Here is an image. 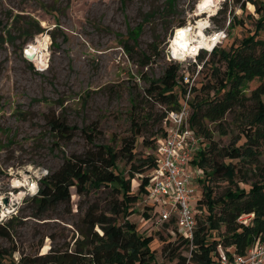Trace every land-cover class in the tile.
I'll return each instance as SVG.
<instances>
[{"label": "rangeland", "instance_id": "obj_1", "mask_svg": "<svg viewBox=\"0 0 264 264\" xmlns=\"http://www.w3.org/2000/svg\"><path fill=\"white\" fill-rule=\"evenodd\" d=\"M202 2L175 0L170 7L168 0H0V225L8 226L11 234L10 239L0 236V264H20L22 258L75 250L78 243L87 248L91 236L83 218L89 207L95 205L112 216L108 201L113 186L90 191L88 187L83 196L72 187L70 202L44 210L34 197L42 178L59 170L66 158L89 149L84 130L97 128L96 144L120 149V140L133 133L135 102L140 119L152 117L141 123L137 160L154 156V147L145 141L151 142L164 127L155 120L165 109L159 104L152 106L146 89L171 64L167 52L176 30L189 24L206 26L209 34L226 30L227 39L218 47L225 52L242 47L255 34L256 40H264V28L257 31L261 18L256 11L264 0H252L256 5L246 0H214L208 11L213 16L215 10L216 15L210 21L209 15L201 16ZM244 2L245 9L241 8ZM155 45H159L156 56ZM33 49L35 58L30 55ZM144 55L151 58L147 67L142 65ZM203 55L202 62L188 60L183 64L185 70L188 67L190 85L197 90L189 96L190 105L196 95L200 99L213 97L214 91L203 88L216 85L226 71L220 53L216 57ZM259 85V80L247 83L245 95L249 97ZM189 111L191 115L192 106ZM51 113L77 128L71 141H60L53 133L47 124ZM233 116L228 115L223 123L227 135L221 134L218 125L208 123L220 148L229 147L239 132ZM200 138L194 164L188 167L193 177L190 188L198 199L206 186L214 187V195L221 196L231 186L225 181L204 182L205 173L210 171L198 166L207 145ZM226 162L236 164L239 160L230 155ZM130 168L119 158L117 172L129 178ZM141 179L136 175L133 180L134 193H138ZM240 187L248 186L241 183ZM145 200L146 196H141L127 220L142 234L155 238L152 249L157 264H177L169 261L171 253L164 254L163 248L166 241L174 248L181 244L178 229L173 226L167 230L155 218L148 222ZM149 204L153 202L149 200ZM196 208L199 221H204L209 208L199 203ZM94 231L102 233L98 226ZM224 232L222 227L212 238ZM190 250L183 247L177 253L190 258Z\"/></svg>", "mask_w": 264, "mask_h": 264}, {"label": "trees", "instance_id": "obj_2", "mask_svg": "<svg viewBox=\"0 0 264 264\" xmlns=\"http://www.w3.org/2000/svg\"><path fill=\"white\" fill-rule=\"evenodd\" d=\"M174 1L168 0V6H174ZM240 2L241 0H237V3ZM245 7L244 2L241 8ZM256 11L261 18L257 26V31H260V28H264V3L257 6ZM240 23L243 24L242 21ZM181 25L184 26V23ZM255 35L245 40L242 47L229 52L220 51L219 48L213 51L210 56L216 57L220 53L226 65V71L218 78L217 84L214 86L208 84L203 88L205 91H214L215 95L201 99L196 95L191 105L189 103L190 107H193L191 126L207 141L199 165L197 164L210 171L208 174L205 173L204 182L225 181L231 188L221 196H215L214 187L206 186L204 195L199 198V205H206L210 210L209 215L204 221H199L197 215V228L192 240L185 238L179 231L177 239L181 244L178 247L174 248L171 241L164 240L166 242L163 253H171L170 262L219 264V246L224 249L234 247L237 254L244 255L257 241L264 242V40H256ZM158 47L159 45H155L154 56L158 55ZM144 58L142 65L147 67L151 63V58L145 55ZM203 59L202 54L198 60L202 62ZM170 63L164 75L159 80L150 82L146 89L152 106L159 104L165 109V112L155 120L156 124L163 123L164 127L151 142L145 141L148 147H154V156L137 160L138 141L142 137L141 123L143 119L148 121L152 117L149 115L140 119L135 102V112L131 117L133 133L120 140V149L96 144L97 136L100 134L97 128L89 129L91 132H88V129L84 130L89 149L83 155L66 158L59 170L42 178L39 192L34 197L44 210L59 203L70 202L72 187L83 196L87 193L88 187L90 191L93 187L113 186L115 188L108 201L112 216L99 211L95 205L90 206L83 218L89 227V237L91 236L87 248L79 247L81 243H78L75 250L41 258H22L20 264H157L156 254L152 249L155 238L142 234L136 224L127 218L135 213L134 206L138 204L141 196L148 192L149 172L156 166V145L159 139L167 135L165 126L167 115L171 111L180 110L181 102L187 93L184 78L180 74V64ZM255 80H259L260 85L247 97L244 87ZM192 91L197 92L196 88H192ZM230 114L234 115L239 132L229 147L220 148L213 140L208 123L218 125L221 134L227 135L228 129L224 128L223 123ZM47 124L60 141H71L75 137L77 128L68 126L54 113L47 115ZM230 155H235L239 162L227 163ZM119 158L130 165L129 178L122 172H117ZM136 175L142 176L138 193L133 192L132 184ZM241 183L248 187L241 188ZM151 209L150 206H144L148 222L153 221L155 217ZM249 214L255 215L251 223L245 225L238 222L242 215ZM97 226L102 233L94 231ZM173 226L174 224H165L163 227L168 230ZM222 227L225 228V232L219 235V238H212V233H218ZM0 236L11 238L8 226L0 225ZM183 247L191 249L190 258L177 253Z\"/></svg>", "mask_w": 264, "mask_h": 264}, {"label": "built area", "instance_id": "obj_3", "mask_svg": "<svg viewBox=\"0 0 264 264\" xmlns=\"http://www.w3.org/2000/svg\"><path fill=\"white\" fill-rule=\"evenodd\" d=\"M226 1L221 0V2ZM204 14L209 15V12ZM213 16H208L209 21ZM229 22L231 23V20ZM207 29V27L204 29L206 39L202 42L201 49L188 45L186 53L182 51L176 54L170 42L167 56L171 62L181 65L180 74L184 78L187 93L181 102L180 110L171 111L167 115L165 122L167 135L159 139L156 145V166L149 172L150 183L145 195V206L152 207L151 212L155 214V222L163 226L174 224L178 231L190 240L193 239L197 228L196 207L199 199L190 188L193 177L188 172V167L194 164L195 154L199 145L201 146V138L190 123L189 96L193 87L187 75L188 67L185 70L183 64L188 60L197 61L202 54L211 55L228 36L226 30L209 34ZM149 200L153 204H149ZM253 217L254 214L242 215L238 222L246 225ZM218 262L219 264H264V242L257 241L244 255L237 254L234 247L224 249L219 246Z\"/></svg>", "mask_w": 264, "mask_h": 264}, {"label": "bare ground", "instance_id": "obj_4", "mask_svg": "<svg viewBox=\"0 0 264 264\" xmlns=\"http://www.w3.org/2000/svg\"><path fill=\"white\" fill-rule=\"evenodd\" d=\"M204 4L202 5L201 9L204 10L203 14L206 13L205 11L210 10L209 6H212L214 3V0H203ZM202 2V3H203ZM214 7V5H213ZM209 12V11H208ZM213 15L216 13V11H212ZM197 23V22H196ZM205 25V23H204ZM194 27H196L194 29ZM206 26H199L197 24L193 25L189 24L188 26H185L181 28L180 30H176V35L173 36L171 40V48L176 54H179L180 52L184 51L186 53V48L188 45H194L197 49L203 48V41L206 39V35L204 33V29ZM194 29V30H193ZM180 31V32H179ZM179 33V35H178ZM188 50V49H187ZM35 50L33 49L30 53V55H33ZM36 54L33 55V58H35Z\"/></svg>", "mask_w": 264, "mask_h": 264}]
</instances>
